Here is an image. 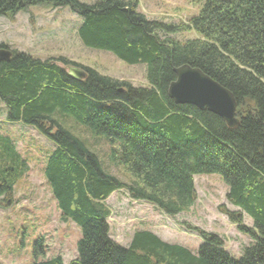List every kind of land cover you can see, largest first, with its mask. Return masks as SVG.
<instances>
[{"label": "trees", "instance_id": "trees-1", "mask_svg": "<svg viewBox=\"0 0 264 264\" xmlns=\"http://www.w3.org/2000/svg\"><path fill=\"white\" fill-rule=\"evenodd\" d=\"M46 2L83 18L78 32L87 45L129 64L146 63L150 83L133 87L65 57L43 60L17 49L0 61L6 118L33 125L55 143L43 174L62 221L82 231L78 257L68 264H264V0H205L182 24L148 18L139 0H0V15ZM188 31L196 36L174 37ZM62 65L81 66L87 76L74 79ZM182 65L199 68L233 93L237 124L169 97ZM103 138L111 165L126 180L102 164ZM15 144L0 132V205L13 201L29 171ZM197 174L222 177L227 198L239 208L225 214L254 236L240 259L216 234L198 252L150 230L135 231L127 247L111 237L107 199L114 192L175 217L196 203ZM244 214L253 227L244 225ZM33 264L66 263L58 255Z\"/></svg>", "mask_w": 264, "mask_h": 264}, {"label": "rangeland", "instance_id": "rangeland-1", "mask_svg": "<svg viewBox=\"0 0 264 264\" xmlns=\"http://www.w3.org/2000/svg\"><path fill=\"white\" fill-rule=\"evenodd\" d=\"M96 1L81 0L84 4ZM139 1L140 10L148 18L171 24L188 22L205 2ZM82 23L83 18L70 7L58 8L50 2L30 5L14 16L0 15V44L5 43L9 50L17 49L43 60L65 57L133 87H150L146 63L129 64L112 51L87 45L78 32ZM175 36L187 40L196 34L188 31ZM62 66L68 70L67 66ZM0 132L14 140L29 165L27 175L15 188L13 201L0 205V264H33L58 255L66 264L70 263L78 257L77 245L82 231L73 221H62L43 174L48 157L56 147L54 141L33 125L7 119L5 105L1 102ZM103 141L106 153L97 152L102 164L111 166L113 174L126 180L124 174L111 165L110 145L105 139ZM194 179L196 203L189 211L175 217L148 202L132 199L123 190L114 192L107 199L111 209L108 218L111 237L127 247L135 231L150 230L166 242L198 252L206 241L205 235L216 234L223 240L224 248L240 259L244 247L254 242V236L241 231L225 214L226 210H238L227 198L228 185L219 174H197ZM7 202L10 203L5 206ZM243 223L253 227V220L247 214H244Z\"/></svg>", "mask_w": 264, "mask_h": 264}, {"label": "water", "instance_id": "water-1", "mask_svg": "<svg viewBox=\"0 0 264 264\" xmlns=\"http://www.w3.org/2000/svg\"><path fill=\"white\" fill-rule=\"evenodd\" d=\"M12 52L0 48V61L10 60ZM68 73L74 79L83 80L87 72L80 66L69 65ZM177 78L170 84L168 95L177 104H192L201 110H209L222 116L230 126L238 123L237 103L233 93L209 77L199 68L182 65L176 68ZM206 239L210 237L205 235Z\"/></svg>", "mask_w": 264, "mask_h": 264}, {"label": "crops", "instance_id": "crops-1", "mask_svg": "<svg viewBox=\"0 0 264 264\" xmlns=\"http://www.w3.org/2000/svg\"><path fill=\"white\" fill-rule=\"evenodd\" d=\"M236 207V206H235ZM238 208V207H237ZM239 209V208H238Z\"/></svg>", "mask_w": 264, "mask_h": 264}]
</instances>
